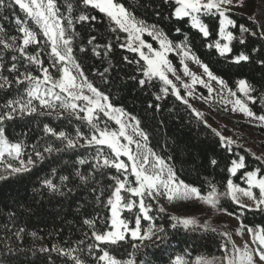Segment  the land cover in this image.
I'll list each match as a JSON object with an SVG mask.
<instances>
[{
    "label": "trees",
    "instance_id": "1",
    "mask_svg": "<svg viewBox=\"0 0 264 264\" xmlns=\"http://www.w3.org/2000/svg\"><path fill=\"white\" fill-rule=\"evenodd\" d=\"M123 4L129 12L133 13L137 20H143L148 25H156L157 28L167 35V38L174 44L181 42L188 44L192 53L199 58L214 75L222 78L228 88L236 92V95L248 103V106L257 114H264V102L259 97L264 96V65L259 63L264 59V40L258 37H247L244 45L233 41L232 56L241 52L250 55L249 62L235 64L228 56H220L215 48L206 47L208 43H214L220 39L218 36V19L214 16H202L205 23L209 25L211 35L204 38L195 28L191 27L189 18L178 20L173 15L174 4L165 5L163 0H115ZM57 7L62 14L65 27L67 20L71 16L75 18L81 13H86L90 17L95 16L96 20L88 22H77L74 20V38L72 42L73 56L77 63L84 70L88 81L98 87L100 91L109 96L114 107L120 108L127 116H133L139 121V130L144 131L148 140L146 145L160 157L164 158L176 172L178 179L183 180L189 185L200 188L202 193L210 191V185H214L219 193L226 190L227 180L231 179L234 184L247 187L244 173L260 168L264 173V163L254 157L243 147L226 148L222 146L220 136L204 120H202L188 105L176 98L169 87L166 97L160 101L155 100L156 95H163L160 91L164 87L163 82L154 78L150 85L141 88L138 80L142 73L137 70L136 64H129L123 58L129 60L140 57L138 53L131 52L127 46L130 43L128 34L119 30L118 26L110 20L104 13L99 12L91 6H85L81 0H56ZM237 24L248 27L253 26L255 19L243 14L231 13ZM27 19L25 13L18 6L13 8H0V25H3L8 36L21 34L16 30L15 18ZM30 27L39 33L40 46L44 49L40 53L44 61V67H49V71L55 77H59L57 68L50 67L51 58L48 56L50 48L45 44V39L38 27L28 21ZM115 28L116 31H112ZM179 28L178 33L176 29ZM236 31L235 29H232ZM255 30V29H254ZM71 32V29H69ZM239 35V33H236ZM91 37L95 40L88 43ZM186 38V39H185ZM133 46L135 42L131 41ZM223 43V40H221ZM111 44V51L105 55V45ZM152 44H157L152 41ZM98 46V47H97ZM83 47L86 51L81 52ZM2 48V46H0ZM93 48L99 52L96 55ZM257 49V51H253ZM38 50L36 45H31L27 49L29 53ZM15 53L9 50L0 51V61L5 65L4 75L11 80L16 73H9L7 68L11 65V55ZM170 60L180 68L181 64L175 56L171 55ZM144 62L141 60V64ZM20 71L25 68L39 75L40 69L27 62L18 61ZM105 68L109 71L105 77L99 75ZM135 77V79H133ZM105 78L107 83H105ZM246 79L256 91L252 95L257 96V102L248 101L242 93L238 91V81ZM25 85L13 84L12 88L0 89V111L4 110L3 105L7 100L19 99L25 96L23 89ZM153 107H149V104ZM34 104H37L34 102ZM156 104L160 107L157 109ZM113 129L118 127L110 122ZM48 124L58 131H66L75 135V129L80 128L86 135L90 134L89 125L86 121L58 118L53 115H39L24 117L7 121L4 124L5 134L12 142L22 141L25 147V159L33 156V146L36 150L42 151L48 144L56 143L53 137L44 134L43 125ZM244 129L251 126L236 124ZM259 133H264L263 128L257 129ZM83 143V141H81ZM97 149L92 147L78 148L64 153L54 154L44 162L37 163L30 172L23 173L19 177L0 181V264H72L70 259L59 257L56 252H40L45 248H84L85 245L96 241L91 237L92 229L83 223L84 219L95 220V229L105 231L110 224V206H107V199L111 195L115 186V181L110 177L124 176L115 169H104L107 175L97 174V179L89 181L88 184L82 182L76 171L87 175L90 171L88 165H78L75 161L78 156L91 160ZM104 155H111L110 149L103 148ZM239 157L244 158L245 168L240 169L235 175H231L228 169L231 161ZM215 159L216 164L211 161ZM55 161V162H53ZM6 165L0 163V172H3ZM55 169V172H53ZM62 176H69L68 181H62ZM52 179L58 185L72 188L73 191L64 196L53 195L43 188L42 181ZM134 181L133 178L128 179ZM97 189L96 192L92 188ZM103 195H100V192ZM254 192L258 195V190ZM125 200L129 199L130 194L123 192ZM99 196V199L96 197ZM131 199H138L131 197ZM149 201L146 200V203ZM152 209L150 215L153 216L157 225H163L168 232L165 241H133L129 236L125 241L118 245H101L106 247L118 259H127L131 253L133 245L142 244L143 247L136 253L139 261L144 259L149 264H171L177 255L182 256L187 264H194L198 257H205L211 260L213 257L224 255L221 245L225 244L227 237L221 233L227 230L221 226H211L216 231L203 230H184L171 228V217L174 216L167 211L157 201H151ZM164 211L160 212L159 208ZM216 210L228 214L239 220L240 224L252 228L264 227V212L242 208L232 202L227 196H221ZM138 213V206L132 211H125L123 219L131 221L130 227L134 226L135 215ZM142 228H146L147 221H141ZM21 229L23 231H21ZM19 232V235L16 233ZM32 233H36L35 236ZM228 233V232H227ZM252 234V233H251ZM83 240L84 245L79 242ZM232 241V239H231ZM232 244L228 243L229 251ZM11 248L12 251L8 249ZM146 253V254H145ZM85 259L86 264H102L94 259L100 253L97 251L89 255L86 251L79 253ZM51 255V260H49Z\"/></svg>",
    "mask_w": 264,
    "mask_h": 264
},
{
    "label": "snow or ice",
    "instance_id": "2",
    "mask_svg": "<svg viewBox=\"0 0 264 264\" xmlns=\"http://www.w3.org/2000/svg\"><path fill=\"white\" fill-rule=\"evenodd\" d=\"M83 5L91 6L98 9L99 12L104 13L111 21L118 26L119 30L128 34L130 43L127 45H120L121 47L127 46L131 52L138 53L140 59L129 60L128 57L123 59L129 64H136L137 70L142 73V77L138 80L141 88L150 85L154 78H158L163 82L164 87L160 89L163 95H156L155 100L160 101L167 96L169 87L171 86L173 95L177 99L182 100L187 104L188 101L180 95L179 89L168 77V73L175 72L172 68L170 61L167 59V54L177 48L182 52L186 58H191L201 65L204 73L209 80L217 81L222 89H227L228 95L236 97V92L227 87L225 81L214 75L209 69L207 64L199 61L188 44L181 42L179 45L174 44L167 38L165 33H162L156 25H148L143 20H137L135 15L128 11V9L121 3L115 0H81ZM243 0H163V4H174L173 15L176 19L181 20L189 18L191 27L195 28L204 38L211 35L209 25L205 23L202 16H214L218 19V36L220 39L214 43H208L206 47L209 49L215 48L220 56H228L235 64L241 62H249L250 55L244 52L232 56L233 51L232 43L237 41L239 44L244 45L247 37H258L264 40V23L253 21V26L248 27L243 24H237V21L231 15L232 7L240 6ZM18 6L21 11L25 13L27 19L21 20L20 17L15 18L17 31L21 34L17 36H8L3 25H0V51L9 50L15 54L11 55V65L7 71L16 73L10 80L8 76L4 75L5 65L0 61V89L12 88L13 84L25 85L23 89L25 96L19 99L7 100L0 111V161L5 156L12 157L17 164L7 163L3 172H0V181L9 180L13 177H19L23 173L30 172L37 163L44 162L48 157L54 154L64 153L69 150H76L78 148L92 147L97 151L91 160L78 156L75 164L88 165L90 171L87 175L82 174L79 169L76 171V176L88 184L89 181L96 180L97 174L107 175L104 169H115L121 173L124 178L119 176L110 177L115 181V186L109 198L107 199V206H110V224L107 230L97 231L95 229V220L84 219L83 223L88 225L91 231V237L96 241L95 244H87L84 248H45L42 247L40 252L49 253L56 252L59 257L70 259L72 264H86V261L79 254L86 251L89 255L99 252L98 256L94 259L102 262V264H149V261L136 258V253L143 247L142 244L133 245V251L128 254L127 259H118L115 255L110 253L106 247L101 245H118L125 241L129 236L133 241H160L163 242L168 237L167 229L163 225H157L153 216L149 213L152 209L151 201H157L160 197H166L168 201L173 200H190L197 199L204 203L216 208L219 205L221 196L229 197L232 202L240 205L242 208L254 209L264 212V173H261L260 168L244 173V179L247 187H241L234 184L231 179L227 180L226 190L219 193L214 185H210V191L206 194L202 193L200 188L189 185L183 180L178 179L173 167L167 161L157 155L152 149L147 148L146 142L148 140L147 134L139 130V121L129 115V121L125 122L122 117L125 115L122 109L116 108L111 103L109 96L100 91L98 87L88 81L84 70L80 64L76 62L73 56L72 42L74 38V20L77 22H88L96 20L95 16H89L86 13L67 20L68 27H65V21L62 14L57 7L56 0H0V8H13ZM31 20L40 30L45 39V44L50 48L48 56L51 58L50 67L57 68L59 77L53 76L49 71V67H44V61L40 53L44 49L40 46L39 33L29 26L28 21ZM71 29V32L69 31ZM235 29L236 31H233ZM255 29V30H254ZM112 31H116L115 28ZM176 31L179 33L180 29ZM239 33L237 35L236 33ZM147 33L148 36L153 37L159 43L158 49H153L152 44L146 43L142 39V35ZM186 39V38H185ZM95 40L91 37L88 41L89 44ZM221 40L224 43H221ZM131 41H136L135 46ZM31 45H36L38 50L35 53H29L27 49ZM98 47V46H97ZM112 45H105V55L111 51ZM147 49V53L144 51ZM81 52L86 51L85 48L79 49ZM96 55L100 53L96 48L92 49ZM257 51V49H253ZM141 60L144 62L141 64ZM18 61L27 62L28 65H34L40 69V74H33L32 71L25 68L21 72L18 67ZM183 63V61H182ZM259 63L264 65V59ZM71 66V67H70ZM75 69V74L72 69ZM109 71L105 68L100 72L101 77H105V73ZM185 74L191 75L193 83H204L208 88L209 93L213 91L208 83H205L202 78L195 76L184 65ZM179 79V77H177ZM135 79V77H133ZM105 83L107 79L105 78ZM87 89L91 95H85L84 89ZM187 87V85H185ZM238 91L252 103H256L258 97L252 95L256 89L246 80L240 79L238 81ZM191 95V92H189ZM261 102H264V96L259 97ZM33 101L38 102L34 104ZM77 101H83L84 106H81ZM233 103V111H240L249 118L264 123V114L257 115L246 103L240 98H236ZM149 107H153L150 103ZM155 107L159 109L160 105L156 104ZM97 112H103L108 115L110 119H114L119 125L118 130H110L105 126L100 128L98 124ZM84 113L85 115H81ZM58 118L64 117L67 119L75 118L76 120L86 121L89 125L90 134L86 135L80 130L79 127L75 129V135H71L66 131H58L48 124H44L42 131L44 134L53 137L59 144L50 143L42 151L36 150L33 146V156H27L25 159L26 145L22 141L12 142L5 134L4 124L7 121L16 119H23L24 117H32L39 115H53ZM197 115H200L197 113ZM132 126L133 132H136L141 138L134 140L133 136L128 134V127ZM219 136L220 134L217 133ZM122 140L127 143H122ZM222 146L230 148L234 143L230 138L220 136ZM83 141V143H81ZM135 144V151L131 145ZM107 147L111 151V155H104L103 148ZM121 156L127 157L125 160L120 159ZM55 162V161H53ZM213 165L216 160L211 161ZM245 168L243 157H239L231 161V167L228 171L231 175H235L238 170ZM55 172V169H53ZM131 173L134 176V181H129L127 174ZM62 181H68L69 176H62ZM43 188L47 189L53 195L59 194L64 196L73 191L72 188H67L65 191L64 185L56 184L52 179L45 178L42 181ZM253 189H258V195ZM96 192L95 187L92 188ZM123 192L130 194L129 199L125 200ZM103 195V192H100ZM241 196L247 197L251 203L244 204L241 201ZM136 197L138 199H131ZM99 199V196L96 197ZM146 200L149 201L146 203ZM138 206V213L135 215L134 226L129 227L131 221L121 217L122 209L132 211L133 208ZM160 212L164 211L163 207L159 208ZM231 215V214H230ZM147 221L146 228H142L141 221ZM171 228L173 230L182 228L184 230H203L215 232L216 229L212 228L207 222L201 224L192 217H171ZM247 232L252 233V242L255 248L250 247L247 243L243 247H237L231 241L229 233L224 232L221 235L226 236L228 239L225 244L221 245L224 249V255L217 258L213 257L211 260L205 257H198L196 264H264V227L252 228L243 225ZM21 231H23L21 229ZM242 234V233H241ZM19 235V232L16 233ZM33 236L36 233H32ZM231 242L232 247L229 251L228 243ZM84 245V241L79 242ZM12 251L11 248L8 249ZM146 254V253H145ZM51 260V255H49ZM67 264V261H65ZM171 264H187L186 260L177 255Z\"/></svg>",
    "mask_w": 264,
    "mask_h": 264
},
{
    "label": "rangeland",
    "instance_id": "3",
    "mask_svg": "<svg viewBox=\"0 0 264 264\" xmlns=\"http://www.w3.org/2000/svg\"><path fill=\"white\" fill-rule=\"evenodd\" d=\"M231 13L243 14L255 19L257 22L264 23V0H243L240 6L232 7ZM142 39L146 43L150 44L154 41L157 45L154 46L152 44L153 49L159 48L158 41L153 37L148 36L147 33L142 35ZM134 42L137 43L136 41ZM144 51L147 53V49H144ZM171 55L175 56L177 61L181 64L180 68L176 67L170 60ZM167 59L170 61L172 68L175 69L174 73H168V77L176 85V88L179 89L180 95L188 101L187 104L193 109V111L196 114L199 113L200 115L198 116L214 131L219 133V136L228 137L234 141L231 146L245 148L254 157L260 159L264 163V133H259L257 131L259 128L264 129V123L253 120L238 110L233 111L232 109L234 105L231 101H234L238 96H229L226 88L222 89L221 85L217 81L209 80L201 65L191 58L184 57L178 48L170 51L167 54ZM184 65H187L191 73L202 78L205 83L210 85L213 89L211 94L209 93L208 88L204 86V83H193L192 76L185 74ZM72 71L75 74L74 68ZM177 77H179V79ZM185 85H187V87H185ZM169 87L171 88V86ZM189 92H191V95H189ZM84 94L91 95V93L87 91L86 87L84 89ZM34 102L38 103L36 101H33V103ZM77 103L84 106L83 101H77ZM81 115L85 114L82 113ZM96 115L98 116V124L100 128L107 126L108 129L115 131L110 123L113 122L119 129V125L116 121L114 119H110L108 115H105L103 112H97ZM122 119L125 122H128L129 116L125 114ZM237 123L247 126L249 125L251 128L244 129L237 126ZM127 131L128 134L133 136L134 140H139L142 143H145L136 132H133L131 124ZM122 143H127V141L122 140ZM131 147L133 151H135V144L131 145ZM120 159L125 160L126 163H130L127 161V157L121 156ZM0 163L7 165V163L17 164L18 162L12 157L5 156ZM127 178L134 179V176L129 172L127 174ZM254 190L255 189H253V191ZM240 198L244 204L251 203L247 197L241 196ZM158 203H160L167 211H170L176 217H192L200 221L201 224L207 222L211 226H221L225 228L237 247H243L246 243L252 248H255L256 246L252 242V234L247 232L246 228H242L238 219L228 214L218 212L216 208L211 207L201 200H173L170 202L166 199V197L162 196L159 198ZM125 211L128 210L122 209L121 211L122 218ZM144 242L149 241L145 240Z\"/></svg>",
    "mask_w": 264,
    "mask_h": 264
},
{
    "label": "crops",
    "instance_id": "4",
    "mask_svg": "<svg viewBox=\"0 0 264 264\" xmlns=\"http://www.w3.org/2000/svg\"><path fill=\"white\" fill-rule=\"evenodd\" d=\"M250 210H254V209H250Z\"/></svg>",
    "mask_w": 264,
    "mask_h": 264
}]
</instances>
